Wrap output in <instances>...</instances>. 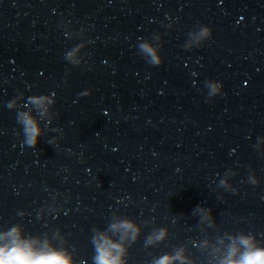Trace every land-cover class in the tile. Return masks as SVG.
Returning <instances> with one entry per match:
<instances>
[{
  "label": "water",
  "instance_id": "obj_1",
  "mask_svg": "<svg viewBox=\"0 0 264 264\" xmlns=\"http://www.w3.org/2000/svg\"><path fill=\"white\" fill-rule=\"evenodd\" d=\"M13 229L73 264L101 238L121 264L264 248V0H0V246Z\"/></svg>",
  "mask_w": 264,
  "mask_h": 264
},
{
  "label": "clouds",
  "instance_id": "obj_2",
  "mask_svg": "<svg viewBox=\"0 0 264 264\" xmlns=\"http://www.w3.org/2000/svg\"><path fill=\"white\" fill-rule=\"evenodd\" d=\"M25 124L29 143H35L39 128L29 118L25 119ZM121 227L132 228V225L125 223ZM7 235L12 237V241L10 244L0 246V264H73L71 256L65 251L37 250L32 243L20 240L16 229ZM162 236L163 233L157 238ZM242 244L247 250L240 258L233 259L238 251L236 247H233L224 264H264V248H257L251 237L244 238ZM175 258L165 256L157 264H171ZM96 264H121L120 246L101 238L96 245Z\"/></svg>",
  "mask_w": 264,
  "mask_h": 264
}]
</instances>
